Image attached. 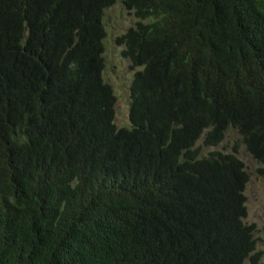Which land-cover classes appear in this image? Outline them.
I'll use <instances>...</instances> for the list:
<instances>
[{
    "label": "trees",
    "instance_id": "1",
    "mask_svg": "<svg viewBox=\"0 0 264 264\" xmlns=\"http://www.w3.org/2000/svg\"><path fill=\"white\" fill-rule=\"evenodd\" d=\"M228 129L264 178V0H0V264H261L236 148L196 147Z\"/></svg>",
    "mask_w": 264,
    "mask_h": 264
},
{
    "label": "rangeland",
    "instance_id": "2",
    "mask_svg": "<svg viewBox=\"0 0 264 264\" xmlns=\"http://www.w3.org/2000/svg\"><path fill=\"white\" fill-rule=\"evenodd\" d=\"M137 20L120 3L108 8L102 19L105 28L104 70L102 78L113 90L115 96L114 124L117 128L129 126V88L135 71L130 69L129 63L121 56L123 46L116 44V39L133 27ZM202 138L196 143L202 156L211 152L232 153L236 148V156L240 159L248 174V183L245 187L246 218L244 223L254 226V239L256 240L255 253L260 255V263L264 264V178L257 175L259 165L247 153L242 138L232 129L224 134L223 141L216 147H205Z\"/></svg>",
    "mask_w": 264,
    "mask_h": 264
}]
</instances>
